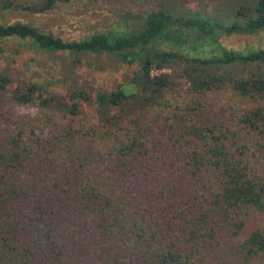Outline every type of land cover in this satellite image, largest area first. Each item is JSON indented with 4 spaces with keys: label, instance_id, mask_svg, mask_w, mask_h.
Wrapping results in <instances>:
<instances>
[{
    "label": "trees",
    "instance_id": "trees-1",
    "mask_svg": "<svg viewBox=\"0 0 264 264\" xmlns=\"http://www.w3.org/2000/svg\"><path fill=\"white\" fill-rule=\"evenodd\" d=\"M70 1L0 0V17ZM251 13L227 30L264 31V0ZM129 18L69 41L0 21V45L131 69L109 91L62 96L0 69V264H264V78L209 70L264 52L180 53L181 28L202 39L211 19L169 1Z\"/></svg>",
    "mask_w": 264,
    "mask_h": 264
},
{
    "label": "rangeland",
    "instance_id": "rangeland-1",
    "mask_svg": "<svg viewBox=\"0 0 264 264\" xmlns=\"http://www.w3.org/2000/svg\"><path fill=\"white\" fill-rule=\"evenodd\" d=\"M165 1L173 3L183 20L211 19L204 24L206 33L202 39H195L193 35H186L188 38H184L185 28H181L177 41L180 53L191 58L210 60L226 53L248 57L264 52L263 30L251 34L227 30L233 25L240 26L247 20L253 0H71L68 4L59 5L52 12L42 16L8 12L0 17V21L30 23L69 41L107 30L117 25L121 18L126 17L128 21L130 15H140L150 7L156 8ZM130 19V23L133 24L135 21ZM210 26L213 30L209 28ZM190 27L191 33L195 34L194 26ZM22 45L17 41L0 45L3 54L0 56V69L3 68L15 82H37L56 95H65L76 87H84L83 90L87 93L90 88L109 91L124 82V76L131 73L130 68L104 56L80 57L74 66L71 64L73 58L66 53L57 54L50 59L37 56L31 50L22 49ZM35 57L37 59H34ZM209 70L220 75L229 73L244 78H264V61L256 59L245 64L235 62L218 68L210 67ZM169 71L163 69L152 71V74ZM19 112L29 116L40 114L36 108L19 109Z\"/></svg>",
    "mask_w": 264,
    "mask_h": 264
},
{
    "label": "built area",
    "instance_id": "built-area-1",
    "mask_svg": "<svg viewBox=\"0 0 264 264\" xmlns=\"http://www.w3.org/2000/svg\"><path fill=\"white\" fill-rule=\"evenodd\" d=\"M152 71H156V70H152ZM151 74H152V72H151ZM157 74V73H156ZM155 75V74H154Z\"/></svg>",
    "mask_w": 264,
    "mask_h": 264
}]
</instances>
